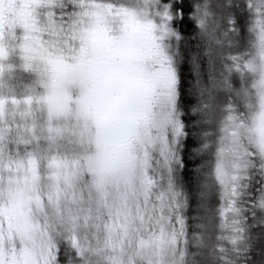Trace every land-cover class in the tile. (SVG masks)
<instances>
[{"label":"snow or ice","instance_id":"6c2138e0","mask_svg":"<svg viewBox=\"0 0 264 264\" xmlns=\"http://www.w3.org/2000/svg\"><path fill=\"white\" fill-rule=\"evenodd\" d=\"M0 264H264V0H0Z\"/></svg>","mask_w":264,"mask_h":264}]
</instances>
